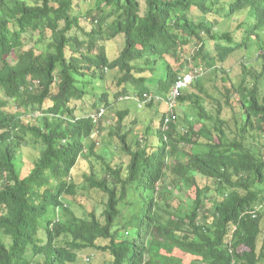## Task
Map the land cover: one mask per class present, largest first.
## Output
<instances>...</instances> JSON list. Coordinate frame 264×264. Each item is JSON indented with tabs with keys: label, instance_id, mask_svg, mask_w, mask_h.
Here are the masks:
<instances>
[{
	"label": "trees",
	"instance_id": "obj_1",
	"mask_svg": "<svg viewBox=\"0 0 264 264\" xmlns=\"http://www.w3.org/2000/svg\"><path fill=\"white\" fill-rule=\"evenodd\" d=\"M263 87L264 0H0V264H264ZM93 192L101 217L65 201Z\"/></svg>",
	"mask_w": 264,
	"mask_h": 264
},
{
	"label": "rangeland",
	"instance_id": "obj_2",
	"mask_svg": "<svg viewBox=\"0 0 264 264\" xmlns=\"http://www.w3.org/2000/svg\"><path fill=\"white\" fill-rule=\"evenodd\" d=\"M80 8L82 9L80 15H85L88 13V11L90 9V4L81 3ZM221 26H219V28L221 27L223 30L227 31L231 27V22L230 21L224 22L221 24ZM32 36H33V34H31V33L25 35V43L26 44L32 43L31 42ZM123 47H124V39H123V37H118L114 40L108 41L107 52L109 53V56L111 58H116V56L120 53V51L123 49ZM240 60H242V52L240 54H237L236 57L230 58L223 65V68L228 69V70L230 68L233 69V75L237 76L240 72V69H239L240 67L238 66V62ZM202 71L203 70L200 71V74ZM202 77L204 78L205 85H207V88L208 87L211 88L212 93L216 94L217 91L215 89H213L214 80L216 79L215 74L211 70H208V71L206 70V72L205 71L203 72ZM112 79H113V76H110L109 81L106 82V84H108L110 86L109 88L111 91V97L113 96V93L115 91V86L112 83ZM104 83H105L104 81H99V83H96L95 86H103ZM263 89H264V87H263ZM133 104L134 103L131 100H129V102L122 101V102L116 104L114 106V110H112L111 112L108 113L106 119L104 121L102 120L100 125H103V123L105 125H111L113 118L116 114V110H123L126 108V106L127 107H128V105L132 106ZM142 116H143V113L139 112L135 106L132 109V115H131L130 119L127 120L128 128L130 127L131 124H133L134 118L140 119ZM152 116H154V114H152L151 117ZM110 130L111 129H107L103 133V135L101 136V140H104L103 142L110 144L111 149L115 150L114 140L108 138V134H109ZM95 136L96 135H94V137ZM261 136H263V135H261ZM260 142L264 143V139L263 138L260 139L257 145H260ZM118 154H120V153H118ZM37 155H38L37 150H35L31 147H28L22 151L21 163L23 166V170H22L23 176H26L30 172V170L32 168V162L34 161V159L36 158ZM177 194H178L176 196L177 199L175 200L176 207L181 209V210H187V208H188L187 206H188V202H189L187 195L185 193H177ZM89 196L82 195V196H80V198L66 199L65 201L69 205V208L79 217L87 218L88 213L92 210L96 213V215L98 217H101L102 213L105 210V206H104V202H103L105 198L103 197V193L102 192H93ZM262 211L264 213V207H262ZM105 259H107L106 254L103 251L86 250V251L80 253L78 264H86L89 262H90V264H104Z\"/></svg>",
	"mask_w": 264,
	"mask_h": 264
},
{
	"label": "built area",
	"instance_id": "obj_3",
	"mask_svg": "<svg viewBox=\"0 0 264 264\" xmlns=\"http://www.w3.org/2000/svg\"><path fill=\"white\" fill-rule=\"evenodd\" d=\"M197 74V71L190 73L183 79H180V81L176 84L175 88L171 91V93L168 96V104L170 108H174L177 103L179 96L181 94V91L185 89L194 79L195 75ZM104 114V110H102L99 115L97 116V119L101 118Z\"/></svg>",
	"mask_w": 264,
	"mask_h": 264
}]
</instances>
